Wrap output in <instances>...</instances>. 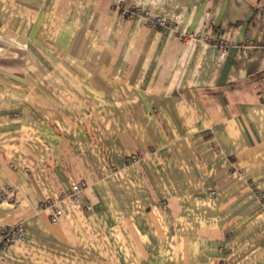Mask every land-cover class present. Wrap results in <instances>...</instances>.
Here are the masks:
<instances>
[{
    "label": "crops",
    "instance_id": "1",
    "mask_svg": "<svg viewBox=\"0 0 264 264\" xmlns=\"http://www.w3.org/2000/svg\"><path fill=\"white\" fill-rule=\"evenodd\" d=\"M2 190L0 264H264V0H0Z\"/></svg>",
    "mask_w": 264,
    "mask_h": 264
},
{
    "label": "built area",
    "instance_id": "2",
    "mask_svg": "<svg viewBox=\"0 0 264 264\" xmlns=\"http://www.w3.org/2000/svg\"><path fill=\"white\" fill-rule=\"evenodd\" d=\"M135 15L133 9H122L121 16L124 18H132ZM145 19L149 25L160 27L161 29H169L171 22L169 19L161 16H151L150 13H146ZM184 40L194 38L193 35H185L182 37ZM134 159V157H132ZM81 192V186L79 184L71 185L62 195V200L69 203L73 208L78 204V195ZM258 196L264 205V193L257 191ZM0 195H5L7 199L12 198L11 190H2ZM89 209V207H88ZM62 214V209L55 207L50 212V221L55 222ZM23 240V225L21 223H14L12 225H5L0 228V263L3 261L9 248Z\"/></svg>",
    "mask_w": 264,
    "mask_h": 264
}]
</instances>
